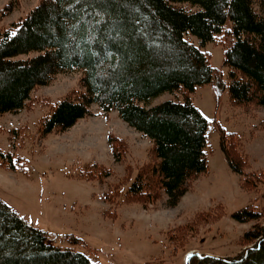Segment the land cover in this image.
Masks as SVG:
<instances>
[{"label":"trees","instance_id":"16d2710c","mask_svg":"<svg viewBox=\"0 0 264 264\" xmlns=\"http://www.w3.org/2000/svg\"><path fill=\"white\" fill-rule=\"evenodd\" d=\"M228 22L231 36L220 42L226 48L225 82L203 48L216 41ZM69 71L82 72L84 92L55 103L41 118L39 135L71 129L90 116L94 104L106 113L117 111L152 142L155 158L126 190L117 191V201L147 206L165 193L167 205L176 207L189 183L209 169V123L191 101L196 89L215 83L228 89L235 106L264 107V0H41L22 22L0 27V116L21 111L35 89ZM166 93L184 99L149 106ZM237 137L222 131L221 145L230 168L242 175L232 150ZM124 144L120 138L111 140L117 162L124 158ZM15 162L12 153L0 148L1 164L14 170ZM110 175L109 168L89 163L77 177L102 182ZM262 182L261 175L244 176L241 187L254 191ZM233 219L253 223L238 255L193 254L186 264H264V209L250 205ZM50 237L0 200V264H93L73 249L55 246Z\"/></svg>","mask_w":264,"mask_h":264},{"label":"rangeland","instance_id":"374dc122","mask_svg":"<svg viewBox=\"0 0 264 264\" xmlns=\"http://www.w3.org/2000/svg\"><path fill=\"white\" fill-rule=\"evenodd\" d=\"M40 1L0 0V27L9 29L22 22ZM231 29L228 22L217 42L203 48L225 82L226 48L220 42H228ZM187 39L199 46L191 35ZM82 76L80 71L59 74L49 85L35 89L21 111L0 116V148L16 160L14 170L0 163V200L31 226L49 233L55 246L73 249L93 264H186L193 254L238 255L242 237L253 223L240 224L233 215L250 205L264 209V182L254 191L241 187L244 176L261 175L264 180V107L235 106L228 89L215 83L197 88L191 101L209 123L208 172L189 183L176 207L167 205L165 193L147 206L120 203L117 191L123 186L126 190L155 158L152 142L128 126L117 111L106 113L94 104L90 116L71 129L45 138L39 135V122L55 103L75 91L84 92ZM183 99L166 93L149 106ZM222 131L238 136L232 150L242 175L226 160ZM115 138L127 146L119 162L112 153ZM89 163L109 168L110 177L102 182L77 177ZM72 237L79 241H70Z\"/></svg>","mask_w":264,"mask_h":264}]
</instances>
